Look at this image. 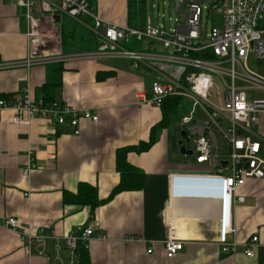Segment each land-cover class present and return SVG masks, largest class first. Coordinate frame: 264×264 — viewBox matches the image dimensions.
Instances as JSON below:
<instances>
[{
  "label": "crops",
  "instance_id": "0c3cea01",
  "mask_svg": "<svg viewBox=\"0 0 264 264\" xmlns=\"http://www.w3.org/2000/svg\"><path fill=\"white\" fill-rule=\"evenodd\" d=\"M93 5L103 20L128 27L127 0H97ZM149 9L147 0L142 21L154 26ZM26 30L23 9L13 0H0V64L26 57ZM126 48L142 53L161 50L157 44L150 49L148 42H132ZM75 53L84 52L70 54ZM64 68L54 103L94 112L98 121H82L80 134L74 135L70 127L42 119L15 125L13 110L0 112V219L15 218L32 230L52 227L58 235L98 220L106 239L91 242L90 264H264V179L249 181L240 190L245 202L234 207L236 231L229 236L237 242V251L223 252L218 245L220 179L196 161L183 166L182 160L190 155L180 153L179 141L193 154L194 145L187 148L192 142L180 137L179 122L158 130L148 151L128 154L129 163L145 175L142 190L122 192L94 212L66 205L64 192L76 193L80 183L96 187L100 200L109 197L120 182L116 151L148 142L163 118L161 107L143 103L138 96L150 98L153 83L166 80L147 62L128 59L73 61ZM47 72L46 66L0 70V94L14 101L29 91L38 98ZM176 72L166 67L162 73L171 78ZM30 160L37 168L25 176ZM128 237L143 239L144 244L125 243ZM252 237L259 243L253 247L254 257H247L244 245ZM167 239L184 242L172 259L165 254ZM150 247L153 252L148 254ZM69 261L64 251L63 264ZM0 264L62 263L28 253L18 233L0 227Z\"/></svg>",
  "mask_w": 264,
  "mask_h": 264
},
{
  "label": "built area",
  "instance_id": "2783aa9c",
  "mask_svg": "<svg viewBox=\"0 0 264 264\" xmlns=\"http://www.w3.org/2000/svg\"><path fill=\"white\" fill-rule=\"evenodd\" d=\"M13 1L23 9L27 54L22 61L0 64V70L82 60L147 62L166 82H154L150 98L138 96L141 102L160 107L167 98H180L191 103L179 128L194 145L196 163L206 165L220 179L218 245L223 252L234 254L238 244L229 240L236 231L233 210L245 202L239 192L247 182L264 179V76L249 66L251 60L253 64L264 63V0H178L176 10L187 15L179 17L175 28L169 30L151 24L132 28L105 21L89 0ZM63 17L86 26L96 38L97 50L64 53L60 33ZM132 42H148L150 49L157 44L161 50L132 51L126 48ZM166 67L175 68L176 74L166 77L162 73ZM218 87L222 93L216 91ZM255 93L259 96L253 97ZM213 98L217 104L210 102ZM198 109L206 120L195 116ZM4 110L14 111L15 125L28 126L34 119H42L68 126L74 135L80 134L82 121H98L94 112L48 103L42 97L33 98L29 91L18 100H0V112ZM36 168L30 160L24 175ZM0 227L18 233L28 253L62 264L64 251L69 254V264H77L82 248L89 250L94 239H106L98 220L79 225L67 235H58L52 227L32 230L15 218L0 219ZM124 242L144 244L143 239L134 237ZM258 243V237H252L244 245L247 257H254L253 247ZM164 249L166 257L172 259L184 249V242L167 239ZM152 252L153 248H148L147 253Z\"/></svg>",
  "mask_w": 264,
  "mask_h": 264
},
{
  "label": "trees",
  "instance_id": "16d2710c",
  "mask_svg": "<svg viewBox=\"0 0 264 264\" xmlns=\"http://www.w3.org/2000/svg\"><path fill=\"white\" fill-rule=\"evenodd\" d=\"M93 5L97 0H89ZM147 0H127L128 26L137 28L145 25L142 17L145 16ZM90 26L89 23H87ZM62 46L66 54L74 52L94 51L97 41L94 34L84 25L69 20L63 21L61 27ZM48 72L46 82L37 90V97H42L48 103L54 102L55 91L61 86L62 74L65 70L62 63L47 65ZM0 100L13 101L11 95L0 94ZM181 99L167 98L162 101V121L154 126L148 142H141L138 146L120 148L116 151L115 165L120 175L119 184L112 190L109 197L100 200L98 189L88 183H80L76 193L64 192V203L79 208H89L94 212L98 207L108 203L116 195L122 192L140 191L145 185V175L128 161L131 152L143 153L148 151L156 143V133L160 129L179 122ZM77 264H90L89 250L81 249Z\"/></svg>",
  "mask_w": 264,
  "mask_h": 264
},
{
  "label": "rangeland",
  "instance_id": "374dc122",
  "mask_svg": "<svg viewBox=\"0 0 264 264\" xmlns=\"http://www.w3.org/2000/svg\"><path fill=\"white\" fill-rule=\"evenodd\" d=\"M206 1H210V0H206ZM149 2H150V9H149L150 19L154 26H163L167 30L174 29L176 26V20L179 17H185L187 15L186 11L179 13V11L176 10L178 0H148V5H149ZM204 4L207 5V2H205ZM69 20L77 22L68 17L64 18L65 23L69 22ZM205 22H206V13L204 15L203 24H205ZM211 28H212V22L208 24L209 32L211 31ZM249 66L252 70L264 76V72H263L264 63L263 62H256L255 64H253L251 60ZM216 91L219 93H222V89L220 87H218ZM258 96H259L258 93L253 94V97H258ZM210 102L213 104H217L214 98ZM190 109H191V103L188 100L183 99L182 108L180 109V116L188 115L190 112ZM195 116L200 118L201 120H206L205 115L201 111H199V109ZM170 131L174 133L173 129H171ZM175 147H176V150H175L176 153L174 154V156L176 155L178 156V147L176 145ZM192 147H193V143H190L187 145L188 149H192ZM180 157H183V156H180ZM187 158H188L187 160H182V164H184L183 166L190 167L194 165V161L196 158L195 154L187 156ZM263 158H264V155H263Z\"/></svg>",
  "mask_w": 264,
  "mask_h": 264
},
{
  "label": "water",
  "instance_id": "95a60500",
  "mask_svg": "<svg viewBox=\"0 0 264 264\" xmlns=\"http://www.w3.org/2000/svg\"><path fill=\"white\" fill-rule=\"evenodd\" d=\"M150 91H151V88H150ZM180 137H181L182 139H185L186 142H190V140L187 138V135H186V133H185L184 131L181 132ZM179 146H181V148H180V153H181L183 156H186V155H192V154H193L192 151H187V150H186V147L183 145V141H182V140L179 141ZM225 166H226V163H223V167H225Z\"/></svg>",
  "mask_w": 264,
  "mask_h": 264
}]
</instances>
